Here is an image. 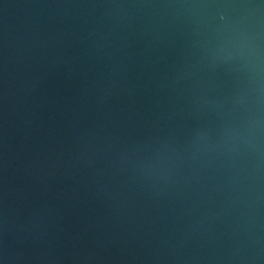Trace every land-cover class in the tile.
<instances>
[{
    "label": "water",
    "instance_id": "1",
    "mask_svg": "<svg viewBox=\"0 0 264 264\" xmlns=\"http://www.w3.org/2000/svg\"><path fill=\"white\" fill-rule=\"evenodd\" d=\"M0 264H264V0H0Z\"/></svg>",
    "mask_w": 264,
    "mask_h": 264
}]
</instances>
